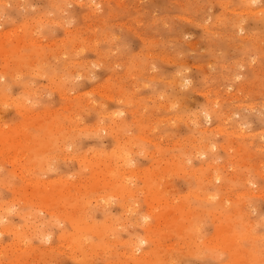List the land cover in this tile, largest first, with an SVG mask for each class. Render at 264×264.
I'll return each instance as SVG.
<instances>
[{
    "label": "rangeland",
    "instance_id": "obj_1",
    "mask_svg": "<svg viewBox=\"0 0 264 264\" xmlns=\"http://www.w3.org/2000/svg\"><path fill=\"white\" fill-rule=\"evenodd\" d=\"M0 31V264H264V0H0Z\"/></svg>",
    "mask_w": 264,
    "mask_h": 264
},
{
    "label": "bare ground",
    "instance_id": "obj_2",
    "mask_svg": "<svg viewBox=\"0 0 264 264\" xmlns=\"http://www.w3.org/2000/svg\"><path fill=\"white\" fill-rule=\"evenodd\" d=\"M46 19V18H45ZM1 32V31H0ZM7 33V32H6ZM6 33H5V35H6ZM8 34V33H7ZM6 38V37H5ZM2 39V38H1ZM8 39V38H7ZM34 39V38H33ZM36 40V39H35ZM63 43V42H62ZM78 44V43H77ZM2 45V44H1ZM5 47V46H4ZM76 51V50H75ZM9 53V52H8ZM1 54V53H0ZM4 55V54H3ZM5 55H7V54H5ZM31 60V59H30ZM3 62V61H2ZM26 62V61H25ZM31 62H33V61H31ZM15 63V62H14ZM28 63V62H27ZM7 64H9L8 62H7ZM29 64H31V63H29ZM16 66V65H15ZM8 67V66H7ZM13 67H14V65H13ZM63 78V77H62ZM150 79H152V78H150ZM25 90V89H24ZM63 93V92H62ZM4 97H6V96H4ZM3 97V98H4ZM0 98H2V97H0ZM8 98V97H7ZM7 98L5 99L4 98V100L6 101L7 100ZM2 101V100H1ZM10 101V100H9ZM3 105V104H2ZM37 114V113H36ZM43 114V113H42ZM206 119L207 120H209L210 119V116L208 115L207 117H206ZM95 124V123H94ZM64 126V125H63ZM3 127V126H2ZM96 127V126H95ZM97 128V127H96ZM1 129V128H0ZM91 129H93V128H91ZM106 129V128H105ZM3 130H4V128H3ZM97 130V129H96ZM95 130V131H96ZM103 130V129H102ZM145 137V136H144ZM190 140V139H189ZM232 141V140H231ZM22 142V141H21ZM7 154V153H6ZM15 154H16V151H15ZM20 154V153H19ZM5 155V154H4ZM12 157V156H11ZM9 158V157H8ZM12 158H14V157H12ZM75 158V157H74ZM4 159V158H3ZM19 159H20V157H19ZM79 159V158H78ZM11 160V159H10ZM12 160H14V159H12ZM126 163V162H125ZM125 163H123V164H125ZM14 164V163H13ZM118 166V165H117ZM120 167V166H119ZM118 167V168H119ZM16 168V167H15ZM17 169V168H16ZM14 170V169H13ZM119 171V170H118ZM132 171V170H131ZM261 171V170H260ZM21 172V171H20ZM123 177V176H122ZM29 180H30V178H29ZM34 180V179H33ZM79 182V181H78ZM120 182V181H119ZM123 182V181H122ZM214 182V181H213ZM86 184V183H85ZM128 190H130V189H128ZM235 203V202H234ZM1 206V205H0ZM10 207H11V205H10ZM179 208H181V207H179ZM184 208V207H183ZM128 209V208H127ZM12 210V209H11ZM74 216H75V214H74ZM71 217V216H70ZM143 218V217H142ZM168 218V217H167ZM108 221V220H107ZM88 222V221H87ZM36 227V226H35ZM5 229V228H4ZM14 230H16V229H14ZM47 232V231H46ZM47 239H49V237L47 238ZM48 241V240H47ZM135 241V240H134ZM82 242V241H81ZM19 243V242H18ZM174 243V242H173ZM20 244V243H19ZM143 244V243H142ZM171 245V244H170ZM74 248V247H73ZM60 252V251H59ZM143 253H144V251H143ZM139 254V253H138ZM144 256V255H143Z\"/></svg>",
    "mask_w": 264,
    "mask_h": 264
}]
</instances>
